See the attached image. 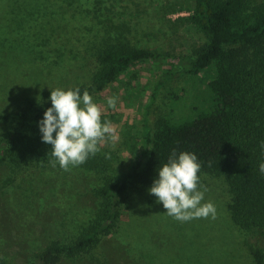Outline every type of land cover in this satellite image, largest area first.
Segmentation results:
<instances>
[{"label":"trees","instance_id":"1","mask_svg":"<svg viewBox=\"0 0 264 264\" xmlns=\"http://www.w3.org/2000/svg\"><path fill=\"white\" fill-rule=\"evenodd\" d=\"M88 1L94 7L93 0ZM120 1L99 3L114 11ZM81 10L86 12L87 7ZM186 11L187 16L177 19L185 24L187 43L186 52L179 54L132 43L129 32L128 38L125 33L105 41L98 21L87 14L80 17L77 43L91 72L89 83L76 87L81 94L87 90L94 98L138 66H156L160 75L150 87L140 125L122 128L115 142L109 138L85 163L110 174L94 190L101 199L100 210L71 244L49 243L37 255L43 264H58L63 256L74 257L95 247L114 229L123 202L131 196L139 198L134 206L140 212L137 219L159 218L163 205L147 190L173 149L198 157L201 187L207 182L206 189L215 197L212 203L218 206L216 217L225 213L237 239L250 232L264 238V176L258 170L264 162L259 147L264 141V0H193ZM180 81L190 87L174 90L172 84ZM163 89H169L173 109L152 129L149 108ZM48 107L49 97L29 100L15 115L3 117L10 121L17 116L0 142V167L7 160L17 169L40 159L51 163V145L42 142L38 128ZM113 171H119L114 178ZM150 207L154 213L148 216ZM192 220L207 235L222 228L219 219L216 228L206 218ZM246 246L252 264H264V249ZM0 264L12 263L0 254Z\"/></svg>","mask_w":264,"mask_h":264},{"label":"rangeland","instance_id":"2","mask_svg":"<svg viewBox=\"0 0 264 264\" xmlns=\"http://www.w3.org/2000/svg\"><path fill=\"white\" fill-rule=\"evenodd\" d=\"M93 2L94 7L88 0H0V142L17 118L7 121L4 116L15 115L29 100L49 97L55 88L74 89L89 83L91 72L77 43L84 14L98 21L105 41L125 33L128 38L129 32L132 43L139 46L186 52L185 24L177 19L188 15L193 0H122L114 11L99 0ZM86 7V12L81 10ZM159 75L156 66H138L93 98L101 108L102 120L114 128L112 141L122 128L140 125L150 87ZM182 85V81L172 84L174 90ZM166 89L149 108L152 129L173 109ZM109 97L117 98L115 108L107 106ZM8 161L0 167V254L12 264L29 259L30 264H43L37 255L49 243L71 244L100 210L101 199L94 190L110 174L85 163L65 171L42 159L19 169ZM115 172L119 174L113 171V178ZM204 198L215 201L209 189ZM127 201L114 229L95 247L74 257L63 256L58 264H252L246 244L264 249L259 232L237 239L225 213L206 218L213 227L218 219L222 226L207 235L195 228L198 222H179L163 207L159 218L137 219L140 212L134 206L139 198L131 196ZM153 207L147 209L148 216L153 215Z\"/></svg>","mask_w":264,"mask_h":264},{"label":"clouds","instance_id":"3","mask_svg":"<svg viewBox=\"0 0 264 264\" xmlns=\"http://www.w3.org/2000/svg\"><path fill=\"white\" fill-rule=\"evenodd\" d=\"M51 107L43 112L38 128L45 144L51 145L52 165L67 171L86 163L95 156L102 142L114 135L110 121L102 120L101 108L87 90L55 88L50 91ZM116 97L107 98V106L115 108ZM264 156V141L259 145ZM201 164L198 157L187 151L173 149L167 162L156 169L149 194L163 205L168 216L179 222L199 218H216V207L204 201L200 184ZM264 176V162L258 165Z\"/></svg>","mask_w":264,"mask_h":264}]
</instances>
